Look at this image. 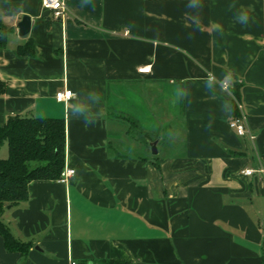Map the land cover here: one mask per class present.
Instances as JSON below:
<instances>
[{"label":"crops","instance_id":"0c3cea01","mask_svg":"<svg viewBox=\"0 0 264 264\" xmlns=\"http://www.w3.org/2000/svg\"><path fill=\"white\" fill-rule=\"evenodd\" d=\"M65 1L55 19L41 0H0L12 28L0 47V126L14 115L63 118L75 170L68 182H30L29 199L7 207L3 222L32 245L10 252L0 236V264H262L264 0ZM241 6L247 25L234 21ZM28 41L33 55L18 50ZM228 72L237 100L219 83L205 88L209 73ZM65 90L75 96L58 101ZM91 91L101 100L85 126L66 106L94 105ZM234 104L254 140L230 127Z\"/></svg>","mask_w":264,"mask_h":264},{"label":"trees","instance_id":"16d2710c","mask_svg":"<svg viewBox=\"0 0 264 264\" xmlns=\"http://www.w3.org/2000/svg\"><path fill=\"white\" fill-rule=\"evenodd\" d=\"M11 31L12 28L0 19V47L6 46ZM18 50L23 55H33L35 46L32 41H28ZM7 91L6 82L0 80V97ZM232 92L237 99L240 98V86L237 82ZM233 113V117L240 115L236 104ZM140 133L147 140L157 138L142 129ZM5 143L9 147V157L0 158V236L4 239L8 251L26 255L32 244L17 239L3 222L2 216L8 206H16L29 199L30 182L60 179L66 162L65 120L26 115L10 116L5 124L0 126V148ZM106 264L127 263L112 260Z\"/></svg>","mask_w":264,"mask_h":264},{"label":"clouds","instance_id":"9594fccd","mask_svg":"<svg viewBox=\"0 0 264 264\" xmlns=\"http://www.w3.org/2000/svg\"><path fill=\"white\" fill-rule=\"evenodd\" d=\"M191 8H198L199 3L198 0H190V3L188 5ZM235 4L229 5V8H234ZM250 19L249 12L247 11L246 8L241 6L236 13L234 14V21L241 24V25H247ZM233 80V74L232 72H228L222 80L218 81L217 77L213 73H209L205 79V88L206 90H215L217 84L219 83L221 91H227L228 88L230 87L231 83ZM75 96V94H73ZM92 99L94 100V105H85V104H73L69 103L66 107L68 109V115L70 118H76V119H82L83 122L85 123V126H88L89 124H93L96 121V117L98 113L93 112V107L97 104H99L101 100V96L98 92L96 91H91L90 93ZM176 96L183 98V93L179 92V90H176ZM231 108L230 103L225 100L223 105H222V111H229ZM211 126V121L209 122V127Z\"/></svg>","mask_w":264,"mask_h":264},{"label":"built area","instance_id":"2783aa9c","mask_svg":"<svg viewBox=\"0 0 264 264\" xmlns=\"http://www.w3.org/2000/svg\"><path fill=\"white\" fill-rule=\"evenodd\" d=\"M41 3L44 9L50 10L52 12L53 17L55 19L62 18L68 12V6L65 0H41ZM150 69L151 68L147 66V67L140 68L139 71L142 73H147V72H150ZM227 91H229L232 97L235 100H237L233 92L230 90V87L228 88ZM73 94L74 93L71 90L59 91L56 94V98L60 102L68 101L74 96ZM229 125L239 136H248L252 140L255 139V136L252 130L249 128L247 118L244 114H240L237 117H233ZM259 171L264 173V169H260ZM255 172L256 170L254 169L245 168L244 170H242L241 173L245 176H251ZM74 175H75L74 169L65 167L59 180L61 182H68V180Z\"/></svg>","mask_w":264,"mask_h":264},{"label":"water","instance_id":"95a60500","mask_svg":"<svg viewBox=\"0 0 264 264\" xmlns=\"http://www.w3.org/2000/svg\"><path fill=\"white\" fill-rule=\"evenodd\" d=\"M18 28H19V35L23 38L27 37L31 28V18L27 16L23 17L18 24ZM157 144H158L157 140L150 143V147L153 155H158Z\"/></svg>","mask_w":264,"mask_h":264},{"label":"rangeland","instance_id":"374dc122","mask_svg":"<svg viewBox=\"0 0 264 264\" xmlns=\"http://www.w3.org/2000/svg\"><path fill=\"white\" fill-rule=\"evenodd\" d=\"M140 137H141V139L146 140L145 137L141 133H140ZM8 157H9V147H8V144L5 143L0 148V158H8Z\"/></svg>","mask_w":264,"mask_h":264}]
</instances>
